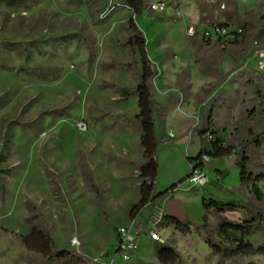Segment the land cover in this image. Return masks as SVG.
Segmentation results:
<instances>
[{"label":"rangeland","instance_id":"1","mask_svg":"<svg viewBox=\"0 0 264 264\" xmlns=\"http://www.w3.org/2000/svg\"><path fill=\"white\" fill-rule=\"evenodd\" d=\"M88 1L93 2L95 19L89 13ZM167 1L170 10L166 14L146 11L143 17H134L151 61L167 81L165 85L169 87L174 74L178 75L176 87L171 84L170 88H159L154 81L155 95L172 108L179 105L189 109L197 118L201 110L206 115L213 108L217 138L231 151L257 139L261 146L250 149L251 170L263 171L264 70L257 69L253 47L255 42L264 47V0ZM110 3L27 0L25 6L17 7L0 3V154L7 136H13L6 163L12 173L6 181V194L0 196V264H94L92 259L100 254H114L117 226L128 222V207L137 202L138 189L129 188L121 180L126 169L118 167L127 164L122 147L133 151L126 142H135L134 137L128 139L126 132H133V136L140 132L134 121L139 108L136 96L126 102L119 93L120 89L136 88L139 79L134 70L136 65L141 69V63L139 55L126 45L131 11L119 8L105 20L100 18ZM199 6L207 12L201 14ZM225 23L232 29H243L244 23L249 26L244 36L224 49L220 43L203 40L205 28ZM192 37L198 41L196 63L187 45ZM105 65L114 66L107 69ZM26 68L45 69L46 73L36 78L23 76L20 70ZM187 68L197 69L215 82H196L192 94L187 88ZM228 79V90L218 91ZM235 83L240 84L239 90ZM81 123H86V131L79 129ZM207 123L205 128L209 127ZM195 130L187 132L193 144L190 148L180 142L174 130L170 138L167 127L160 122L155 125L160 142L156 192L165 193L156 205L175 195L166 194L173 186L181 188L176 199L193 225L191 233L183 234L165 223L158 230L160 236L176 249L181 264H264L260 255H217L204 234L196 231L195 226H202L205 216L214 236L223 220L242 223L248 219L244 209L220 215L207 212L203 198L264 208V182L258 184L262 196L258 201L251 187L242 184L239 160L233 152L229 158H212L206 165L210 183L188 191L189 156L197 154L199 147L210 149L215 140L208 142ZM84 168L89 170L96 189L84 178ZM30 215L37 219L29 223ZM31 223L52 238L54 252L75 251L85 258L57 263L29 253L20 237L29 234ZM73 238L80 246L71 244ZM140 241L138 257L136 251L128 264H160L156 248L161 245L148 234H142ZM249 241L256 247L264 246V233L255 232Z\"/></svg>","mask_w":264,"mask_h":264},{"label":"trees","instance_id":"2","mask_svg":"<svg viewBox=\"0 0 264 264\" xmlns=\"http://www.w3.org/2000/svg\"><path fill=\"white\" fill-rule=\"evenodd\" d=\"M27 0H0V3H5L11 7L25 6ZM69 3L75 4L78 0H68ZM81 1V0H79ZM84 1L81 2L83 4ZM127 4L132 13V18L129 21V37L127 38L126 45L133 50L134 55H139L141 69L138 65L135 66V77H139V83L136 88L132 90L120 89V96L126 102L129 101L131 97H137V104L139 108V113L135 117L134 121L138 124L140 128V149L142 152L143 158L146 162L139 167L140 178L143 179L142 184L140 185L141 200L138 205L134 206L130 211L131 219H134L138 214H140L147 206L152 209L155 208L156 202L158 199L165 196L164 194H158L156 191L158 187V174H159V165L157 161V153L160 142L157 140L155 125L157 122L162 123L165 127L167 125V117L169 113V108L167 105L159 103L155 99V88L154 81L159 75V70L157 65L153 63L150 59L147 42L144 37V34L138 29L134 17H143L144 13L147 10V1L146 0H122ZM89 4L88 10L91 14V17L95 19V13L93 12V2L88 1ZM201 14L206 13L207 10L202 7H198ZM105 10V7H104ZM103 10V11H104ZM102 11V12H103ZM204 20V18H200ZM205 21H201L204 23ZM223 26L229 27L228 23L220 24ZM248 23L242 25L243 31H246L248 28ZM196 38L198 33H195ZM244 36V35H243ZM192 37L191 43L194 49V62H198L196 58V52L198 51V41ZM235 42L238 39L234 40ZM114 66V65H111ZM111 66L105 65L104 67L109 69ZM130 67L128 66L127 69ZM20 74L27 77L36 78L38 75H43L46 73L45 69H21ZM257 97L262 98V95L257 92ZM213 111H209L206 115L202 112L199 118L200 125L201 123L208 120L212 122ZM200 126V127H201ZM207 129L200 131L202 135L206 133ZM213 138L212 145L210 149H203L200 151L197 157L188 158L189 163L193 165V168L200 165L203 160V156L206 154L214 159H224L232 156H236L239 160V166L241 169V182L243 185L251 187V192L254 194L258 201H262L261 191L258 188V184L264 182V169L263 171L256 173L251 170L252 158L250 157V149L255 145L257 148L261 146L257 139L248 140L240 145L238 151H231L230 147H225L223 141L217 138V133L212 132ZM13 136H7V139L4 144V152L0 154V196L3 197L7 192V178L12 173L11 168H9L6 163L8 156L10 154L13 142ZM238 149V148H237ZM83 166V165H81ZM84 170V178L88 179V183L92 188H95L92 176L90 175L89 170L86 168ZM96 189V188H95ZM177 187L173 186L170 190L166 192H174ZM93 190V189H92ZM101 191H98V196L101 195ZM176 193V192H175ZM175 195L171 196L169 201H175ZM203 208L207 211H214L217 214H227L235 213L240 209H244L248 215V219L242 223H233L227 220L219 225L217 229V236H214L210 233L208 216H205L202 226H195L196 231L201 235L204 234L206 241L212 251L220 256L226 258H233L237 256L251 257L255 255L264 256V246H254L249 238L255 234L257 231L264 233V208H253L248 204H243L242 202L234 200H217L214 198H203L202 202ZM33 218L31 215L27 218V221L30 223ZM166 220L169 224L173 225L177 230L183 234L191 233L192 223L185 217L182 222L171 219L169 216L166 217ZM32 229L26 236L20 237L22 244L25 246L29 253L37 254L42 256L44 259H47L50 262L57 263H69L75 262L77 260H83L85 258L82 253L75 251H62L54 252L53 250V240L48 235L45 234L42 228L38 225L32 224ZM156 256L160 264H181V256L176 251L175 248L169 245H161L156 248Z\"/></svg>","mask_w":264,"mask_h":264},{"label":"built area","instance_id":"3","mask_svg":"<svg viewBox=\"0 0 264 264\" xmlns=\"http://www.w3.org/2000/svg\"><path fill=\"white\" fill-rule=\"evenodd\" d=\"M127 9L130 10L129 6L122 2V0H111V3L105 10L101 13L100 18L105 20L117 9ZM170 6L167 0H147V11L159 13L161 15L168 13ZM244 34L243 29H232L230 26H223L220 24H214L207 27L203 31V40L205 42L217 41L221 44L222 49L226 47L228 43L232 40L241 38ZM194 33L192 31L191 36ZM253 58L257 62V69L264 70V47L254 43L253 47ZM211 123V124H210ZM206 133L203 135L208 142L213 140V128L214 122H210ZM79 129L81 131L87 130L86 123L79 124ZM212 158L208 155L203 156L202 163L204 167L193 168L192 173L189 177V182L194 189H200L205 187L210 183V177L206 173V165L210 163ZM176 192V191H174ZM172 193V192H169ZM169 200V199H168ZM165 201L163 204L156 205L152 209L151 215L148 217L136 216L128 226L118 227L117 229V247L113 255L108 256L107 254H101L94 259H92L94 264H128L132 261L133 255L139 247V242L142 234H148L150 239L160 245H164L166 242L160 236L158 230L161 225L168 223L166 220L167 210ZM73 246H80V242L77 238H73L71 241Z\"/></svg>","mask_w":264,"mask_h":264},{"label":"crops","instance_id":"4","mask_svg":"<svg viewBox=\"0 0 264 264\" xmlns=\"http://www.w3.org/2000/svg\"><path fill=\"white\" fill-rule=\"evenodd\" d=\"M213 42L219 43L217 41H211V42H208V43H213ZM187 45L190 48V54H192L194 52L193 51L194 49H193V45L191 43V40L188 41ZM193 58H194V53H193ZM150 59L153 61L152 58H150ZM160 60H161V58H160ZM189 68H187V69H189ZM241 70L242 69H240L239 71H241ZM189 71H190L189 72L190 82L188 83V87L187 88H190L192 94H195L194 91H192V89L194 88V84L196 82H201V83H205V84H210V82H215V81H212L213 80L212 78H208V80H207V78L204 76V74L202 72H199V70H197V69H189ZM239 71H237V72H239ZM161 75H162V72L160 71V75L155 79V86H158L159 88H170L171 84H173V86L176 87L177 80H178V75L177 74H174L173 81H171L172 83H170V86L169 87H167L165 85L167 83V81H166V79L164 77L162 78ZM207 77H209V76H207ZM137 78L139 79V77H137ZM230 82H231L230 79H228L221 87L218 88V91L220 89L221 90H225V89L228 90V87H229V83ZM191 86H193V87L191 88ZM234 86H235V89L236 90H239L238 87L240 86V84L235 83ZM136 87H137V85H136ZM155 99H156L157 102L162 103V104H165L169 108V113H168V117H167V126H166L167 127V130L168 129L170 131L171 130H174L176 132L177 137H179L180 142L181 143H185L188 147L191 148V146H193V144L190 145V143H189L190 141L188 140L189 139V136H187V132L190 131L191 128L192 129L195 128L196 129L195 131H198V135L197 136L200 137L202 135L200 133V131L202 130V126H203V130L204 129H207V128H205V126H206V124H208L207 123L208 120L205 121V122H203V123H201L202 126L200 125V122H199V118H200V115H201V111L202 110L199 112V116L197 118L194 115H192V113H191V111L189 109L182 108L179 105H175L172 108V107H170V104L167 101H165V100H159L156 95H155ZM172 101L173 100H171V103H172ZM226 103H231V100H229V102L227 100ZM209 111H213L212 117L214 119V110H213V108H210ZM193 112H194V110H193ZM138 113H139V110L136 112V114H135L134 117H136L138 115ZM192 116H194V117H192ZM126 137L128 139H131L132 137H134L133 139L135 140V142L132 143L131 140H129L128 142H126L127 144L130 143L133 146V151L130 150L126 145H124L122 147L124 156H127L126 157L127 159L125 160V162L127 164L124 165L123 167H118V168L119 169L120 168L126 169V172H125L124 176L121 178V180L124 181L126 184H128V187L129 188H131V189H134L135 188V190L138 189V198H137V200H135V201H137L135 204H131L128 207V209H129L128 210V212H129L128 222L127 223H122L121 225H119L117 227L127 226L133 220L130 217V211H131V209L134 206L138 205L139 202H140V200H141V192H140V188L139 187H140V185L143 182V179L137 177V174L139 176V167L142 166L146 162V160L142 157V152H141V149H140V137H141V133L140 132H137V134L135 136H133V132H129L128 131V132H126ZM169 137L170 138L173 137V132L172 131L169 133ZM200 151H201V147H199V150H198V153L197 154L190 155L189 158H195V157H197L198 154L200 153ZM137 152H138V154L140 156V159H137ZM136 164H138V167L136 168V170H133L132 167L135 168ZM190 167H191V173H192V170H193V167L194 166L190 164ZM190 190L193 191V190H196V189H194L193 186L191 185L188 188V191H190ZM179 191H181V188H179V189L177 188L176 189V193L179 192ZM159 193H161V192H159ZM176 193H175V197L177 195ZM151 213H152V208L149 207V206H147L137 216H139V217H145L146 218L149 215H151ZM110 222L113 223L112 220H110ZM117 242H118V237H117V234H116V244H117ZM140 242H139V248H140ZM139 248H138V251H139ZM138 251H137V254H136L135 258L138 257ZM109 254H107V255L110 256Z\"/></svg>","mask_w":264,"mask_h":264},{"label":"water","instance_id":"5","mask_svg":"<svg viewBox=\"0 0 264 264\" xmlns=\"http://www.w3.org/2000/svg\"><path fill=\"white\" fill-rule=\"evenodd\" d=\"M166 210L167 215L176 221L182 222L186 217L183 204L179 200L167 202Z\"/></svg>","mask_w":264,"mask_h":264}]
</instances>
